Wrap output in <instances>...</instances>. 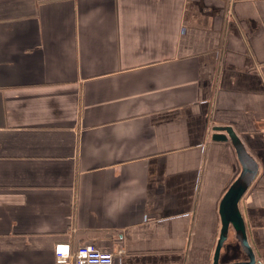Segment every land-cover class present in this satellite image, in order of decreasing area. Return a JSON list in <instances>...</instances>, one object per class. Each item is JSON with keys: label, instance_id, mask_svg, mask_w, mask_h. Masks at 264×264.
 Wrapping results in <instances>:
<instances>
[{"label": "crops", "instance_id": "0c3cea01", "mask_svg": "<svg viewBox=\"0 0 264 264\" xmlns=\"http://www.w3.org/2000/svg\"><path fill=\"white\" fill-rule=\"evenodd\" d=\"M241 183L264 264V0H0V264H212Z\"/></svg>", "mask_w": 264, "mask_h": 264}, {"label": "water", "instance_id": "95a60500", "mask_svg": "<svg viewBox=\"0 0 264 264\" xmlns=\"http://www.w3.org/2000/svg\"><path fill=\"white\" fill-rule=\"evenodd\" d=\"M214 140L226 141L229 138L235 143V145L242 149V143L238 137L234 128L230 125L227 126H214L213 128ZM245 186L243 183L238 186L230 187L228 192L225 194L220 205L221 215V228L219 237L216 242L212 264H256V256L248 242L246 227L240 212L236 209L237 203L244 193ZM230 226L237 232V236L240 239L245 252L248 256V260L245 261H223L222 260V249L228 239Z\"/></svg>", "mask_w": 264, "mask_h": 264}, {"label": "built area", "instance_id": "2783aa9c", "mask_svg": "<svg viewBox=\"0 0 264 264\" xmlns=\"http://www.w3.org/2000/svg\"><path fill=\"white\" fill-rule=\"evenodd\" d=\"M55 253L60 262L71 259L74 264H113L115 260L112 251L100 249L92 243L79 245L75 249H71L70 244L58 243Z\"/></svg>", "mask_w": 264, "mask_h": 264}, {"label": "rangeland", "instance_id": "374dc122", "mask_svg": "<svg viewBox=\"0 0 264 264\" xmlns=\"http://www.w3.org/2000/svg\"><path fill=\"white\" fill-rule=\"evenodd\" d=\"M230 239L226 242L225 245H227V248H225L223 251V255H222V260H228V259H232L231 261H235V257H237L239 255V252L237 250H234V252L231 250V244H229L230 242L233 244L235 240H232V238H234L232 235H230ZM230 253V254H229ZM237 260V259H236Z\"/></svg>", "mask_w": 264, "mask_h": 264}]
</instances>
